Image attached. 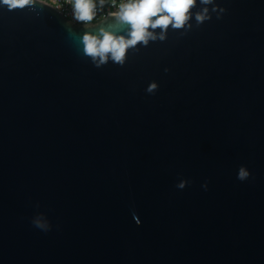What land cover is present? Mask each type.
Listing matches in <instances>:
<instances>
[{
  "label": "water",
  "instance_id": "1",
  "mask_svg": "<svg viewBox=\"0 0 264 264\" xmlns=\"http://www.w3.org/2000/svg\"><path fill=\"white\" fill-rule=\"evenodd\" d=\"M38 3L0 6V264H264V0L99 68L83 33L130 26Z\"/></svg>",
  "mask_w": 264,
  "mask_h": 264
},
{
  "label": "clouds",
  "instance_id": "2",
  "mask_svg": "<svg viewBox=\"0 0 264 264\" xmlns=\"http://www.w3.org/2000/svg\"><path fill=\"white\" fill-rule=\"evenodd\" d=\"M200 3L208 5L212 0H200ZM37 4H40L38 0H0V6H6L9 11L26 8L35 10ZM105 4L106 0H98V3L96 0H72L73 20L88 28ZM195 4L196 0H127L120 4L118 11L109 13V16L118 23L130 26L126 36L116 35L103 28H100L98 33L85 31L81 37V43L84 45L83 54L91 58L97 68L108 62L109 54L115 64L123 66L129 49L141 43L147 46L149 40L165 39L164 33L170 24L174 29L184 28L186 21L190 19V9ZM207 12L208 9L204 8L203 14L196 15V20L203 22L208 18ZM149 28L153 31L150 32ZM156 29L161 30L159 37L155 33ZM155 88L156 85L152 84L148 91L152 92ZM249 176L250 173L246 168H239L237 178L240 181L247 180ZM184 185L185 182H181L177 187L183 189ZM32 224L44 232L51 229L49 221L43 214L37 215L32 220Z\"/></svg>",
  "mask_w": 264,
  "mask_h": 264
},
{
  "label": "built area",
  "instance_id": "3",
  "mask_svg": "<svg viewBox=\"0 0 264 264\" xmlns=\"http://www.w3.org/2000/svg\"><path fill=\"white\" fill-rule=\"evenodd\" d=\"M52 6L58 11L65 19L76 23L72 17V0H40ZM98 3V0H96ZM127 2V0H106V4L102 11L98 12L96 18L92 23L97 22L106 17L109 13L116 12L119 9L121 3Z\"/></svg>",
  "mask_w": 264,
  "mask_h": 264
}]
</instances>
